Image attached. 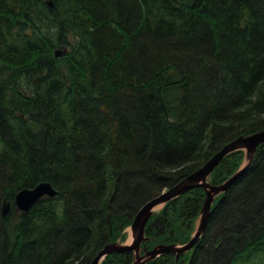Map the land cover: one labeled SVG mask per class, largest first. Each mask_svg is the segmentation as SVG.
<instances>
[{
    "label": "trees",
    "instance_id": "obj_1",
    "mask_svg": "<svg viewBox=\"0 0 264 264\" xmlns=\"http://www.w3.org/2000/svg\"><path fill=\"white\" fill-rule=\"evenodd\" d=\"M262 129L264 0H0V264H91L147 202ZM40 182L56 196L19 211L17 191ZM203 200L168 202L145 247L186 243ZM213 209L190 264H263L264 145Z\"/></svg>",
    "mask_w": 264,
    "mask_h": 264
},
{
    "label": "water",
    "instance_id": "obj_2",
    "mask_svg": "<svg viewBox=\"0 0 264 264\" xmlns=\"http://www.w3.org/2000/svg\"><path fill=\"white\" fill-rule=\"evenodd\" d=\"M50 7L53 6L48 1ZM264 145V129L249 135H242L221 147L204 165L189 174L182 181L173 187L162 192L156 198L147 202L135 214L129 230L131 242L116 241L107 243L92 260L91 264H101L106 256L111 254L133 253L131 264H147L164 254H175L176 258L183 253L190 251L200 240L204 231L210 223L212 206L218 196L227 192L236 185L241 178L250 171L258 147ZM236 151H244V159L238 170L220 184H212L211 175L220 162L229 154ZM194 188H201L205 193V198L198 214V221L191 238L184 244H157L151 250L141 254V245L150 240L146 236V225L154 214L157 207L164 206L171 200L187 193ZM57 191L49 182H40L31 188H22L17 191L14 197V205L21 212H28L39 200L44 197L53 198ZM11 209V204L4 200L1 207V214L5 217Z\"/></svg>",
    "mask_w": 264,
    "mask_h": 264
},
{
    "label": "flooded vegetation",
    "instance_id": "obj_3",
    "mask_svg": "<svg viewBox=\"0 0 264 264\" xmlns=\"http://www.w3.org/2000/svg\"><path fill=\"white\" fill-rule=\"evenodd\" d=\"M226 194V192L224 193V194H222V195H225ZM216 203V202H215ZM215 203H214V205H215ZM214 205L212 206V209H213V207H214ZM214 210V209H213ZM212 213H213V211H212ZM212 215V214H211ZM211 218V217H210ZM208 230V226H207V228H206V230L204 231V233H203V235H202V237L200 238V240L196 243V245L190 250V251H188V252H186V253H183V254H180L177 258H176V255L175 254H164V255H161L160 257H162V258H165V257H167V256H170V255H172V256H174V258H175V261L177 262V261H179V260H181V258H183L184 257V255L185 254H190V258H189V260H188V263H186V264H190L191 262H190V260H191V258L193 257V253H194V251H195V249H196V247L197 246H200L202 243V239H203V236H204V234H205V232ZM167 244H169V243H167ZM148 250H151V248H147V247H145V245L143 244L142 245V252H141V254L143 255L146 251H148ZM131 253V252H130ZM132 254V258H133V253H131ZM160 257H158V258H160ZM170 258L171 257H168L167 258V260H170ZM156 260V259H155ZM132 261H133V259H132ZM132 261H131V263H132ZM151 262V261H150ZM130 263V264H131ZM149 263V262H148ZM147 263V264H148Z\"/></svg>",
    "mask_w": 264,
    "mask_h": 264
},
{
    "label": "rangeland",
    "instance_id": "obj_4",
    "mask_svg": "<svg viewBox=\"0 0 264 264\" xmlns=\"http://www.w3.org/2000/svg\"><path fill=\"white\" fill-rule=\"evenodd\" d=\"M64 51H65L64 49H60L58 52L61 53V52H64ZM160 209H161L160 207H157L154 210V212L158 213L160 211ZM126 230H127V232H126V238H125V241L124 242L128 244V243L131 242L132 238H131V233H130L129 228H127ZM256 260L257 261H260L261 260V261H263V264H264V255L258 256ZM240 264H245V263H240ZM247 264H251V262H249Z\"/></svg>",
    "mask_w": 264,
    "mask_h": 264
},
{
    "label": "bare ground",
    "instance_id": "obj_5",
    "mask_svg": "<svg viewBox=\"0 0 264 264\" xmlns=\"http://www.w3.org/2000/svg\"><path fill=\"white\" fill-rule=\"evenodd\" d=\"M5 44H6V43H5ZM49 44H50V43H49ZM47 45H48V43H47ZM56 47H57V46H56ZM50 48H51V47H50ZM54 61H55V60H54ZM64 81H65V80H64ZM63 89H64V88H63ZM64 90H65V89H64ZM64 90H63V91H64ZM259 147H260V146H259Z\"/></svg>",
    "mask_w": 264,
    "mask_h": 264
}]
</instances>
